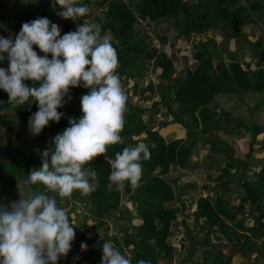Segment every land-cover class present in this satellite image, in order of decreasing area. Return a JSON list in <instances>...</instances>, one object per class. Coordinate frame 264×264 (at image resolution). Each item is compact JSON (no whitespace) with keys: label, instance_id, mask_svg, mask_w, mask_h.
<instances>
[{"label":"trees","instance_id":"1","mask_svg":"<svg viewBox=\"0 0 264 264\" xmlns=\"http://www.w3.org/2000/svg\"><path fill=\"white\" fill-rule=\"evenodd\" d=\"M99 6L103 7L101 12L103 17L99 16L100 18L96 19L99 20L102 32H109L111 36L110 41L117 51L119 61L116 72L121 78L128 97L124 112V127L120 132L121 142L108 145L106 153L98 154L85 165L96 173V178L92 181L97 184L96 189L86 196L74 190L71 198L76 199L79 194L81 200L91 201L93 208L90 209L92 214L89 218L95 221L93 228H105L108 233L113 232L114 235L108 236L106 233L107 236L101 238L98 235L87 236L84 226H81L75 233L74 245L77 247L82 242L86 245V249L71 264H94L96 260L101 261L102 244L108 239L117 243V247L122 252L125 249H131V264H137L140 259L150 260L151 264H164L163 260L166 261L165 264L171 262L175 252L170 241L173 235L172 226L180 211L172 207V203L182 193L176 189L178 178L172 180L173 182L169 181L167 174L173 167L184 169L189 166L192 150L198 141L208 142V139L211 141L209 136L213 132L232 131L240 127L253 131L250 150L246 153V157L228 155L229 162L221 168V174L215 178L216 183L213 186H203L204 190L209 189L210 194L198 196L196 210L191 213L195 218L196 226L201 225L210 235L213 233L222 235L229 241L234 252L226 255L222 249L214 245L200 241L191 242L187 246V255L183 263L231 264L236 253L241 256L253 253L250 259L253 258L256 261L261 257L264 258V165L255 171L256 179L249 181L244 177V171H240V165L237 163L241 160L240 158L246 161L253 157L252 151L256 144L264 147V138L261 142L257 141V136L261 132L264 133V108L262 107L264 63L257 69L253 68L256 60L264 59V34L262 37L253 39L248 33L240 30L248 24L256 27L264 26V0H139L134 7L126 0H102ZM6 7L7 11L19 16L13 24L20 29L21 20L39 10L40 4L32 6L23 3L17 6V4L10 5L9 2H3L0 4V13ZM53 9L59 11L58 6ZM170 18L175 20L174 27L178 36L187 42L192 41L196 47L193 54L195 61L191 63V66L179 69L173 61L175 52L171 51L172 53L168 54L156 43L159 39L163 46L167 45L168 35L152 37L155 42L152 45L144 43L143 39L138 37L136 23L139 20L151 26L159 25ZM86 19V16L78 17L77 21L71 18L63 19L60 22L61 35L75 31L78 23H86ZM215 31H222L225 35L223 40H232L238 50L249 48L253 53L252 58L247 62L237 57H232L229 62L223 59L215 62V58L221 55L217 50L216 40L211 38V34ZM188 35L202 39L190 40V38L187 39ZM211 43L213 47H210ZM170 46L174 49L175 45L170 43ZM48 55L51 58V54ZM153 59V66L162 83L157 90L152 81L145 80V71ZM7 66L6 61L0 63V67ZM177 70L181 73L179 77H175ZM26 83L32 84L31 81ZM130 83L132 87L126 85ZM87 92L88 89L80 86L70 87L71 100H67L66 97L67 102L64 107L58 109L65 115L59 122L50 121L39 135L33 136L29 132L21 131L19 126L28 127L30 115L38 110L37 103L32 102L13 108L8 105L7 92L0 89V100L5 102L0 107L9 109L5 116L0 117V192L9 190L20 181L25 188L30 189L32 194L48 193V189L42 184H25L30 170L39 167L41 163L39 156L30 153V150L37 145L48 148L52 146V138L69 126V117L79 118L82 115L80 97ZM147 92H150L149 109L140 104L147 97ZM247 92L258 93L263 97L261 103L250 107L251 128L242 119L237 120L235 125L228 124L231 119L230 114L223 112L221 117L217 109L211 107L219 94H232L242 99ZM134 95L138 97L136 103L131 101V96ZM162 106L166 109L164 113L172 115L173 120H161L159 128L150 126L143 118L145 112H149L148 120L152 123L153 117L161 114ZM255 109L261 110L258 123L255 121L257 116ZM185 114H188L191 119L183 118ZM170 125L173 127L169 130ZM178 127L188 129L193 141L188 142L178 138L168 142L160 132L162 128L168 129L169 132L176 131ZM140 142L148 145L151 152L150 159L142 161V174L145 175L143 179L141 178L142 183L135 189H132L127 182L122 190H118L116 185L110 189L109 185L112 182L108 177L111 168L106 157L114 159L115 154L122 151L124 147ZM212 149L216 147L212 146ZM258 160L260 163L264 162V158H258ZM247 162L248 160L244 162L246 168ZM233 169L235 172H232ZM236 180L241 182L244 193L240 196V203L234 204L225 193L231 190L230 182ZM123 196L137 200L138 205L134 208V213L136 212L135 214L141 218L139 225L134 224L133 221L136 218L132 217L129 208H121ZM56 199L60 203V196ZM247 206H249V212L245 216ZM249 216L254 220L253 225H246L245 221ZM111 218L117 219L120 223L115 227L122 233L121 238L116 236V231L109 232ZM86 221L88 222V216ZM183 223L187 232H191L186 218H183ZM197 252L204 255L203 260L192 259Z\"/></svg>","mask_w":264,"mask_h":264},{"label":"clouds","instance_id":"2","mask_svg":"<svg viewBox=\"0 0 264 264\" xmlns=\"http://www.w3.org/2000/svg\"><path fill=\"white\" fill-rule=\"evenodd\" d=\"M51 5L59 7L57 15L74 21L90 13L89 7L77 0H51ZM34 45L43 55H38ZM5 59L8 66L0 67V89L7 92L8 105L18 108L37 103L38 110L28 119V131L33 136L65 115L58 109L64 107L66 97L71 100L70 87L88 89L80 97L82 115L69 117V126L52 138V146H41L47 148L43 152L37 150L41 163L25 180L27 185L42 184L57 195L37 192L25 198L20 192L19 200L0 202V264H58L71 250L80 228L74 231L71 225L76 224L57 205L56 197L70 196L74 190L84 196L93 192L97 184L90 179L94 181L96 173L85 165L122 139L128 97L116 72L117 51L108 36L102 35L98 23H78L75 31L61 35L59 25L47 17H37L22 23L18 33L0 35V63ZM4 103L0 100V105ZM8 112L7 107H0V117ZM150 157L149 146L143 142L124 147L114 159L106 157L111 168L109 181L118 190L124 189L125 182L132 189L139 187L142 161ZM125 200L134 201L123 196L121 205ZM135 218L139 225L140 216ZM116 236L121 238L122 234L116 232ZM117 246L112 239L102 244L100 264H131V249L124 250L129 251L128 258ZM81 248L86 249V245L82 243ZM137 264L151 261L140 259Z\"/></svg>","mask_w":264,"mask_h":264},{"label":"rangeland","instance_id":"3","mask_svg":"<svg viewBox=\"0 0 264 264\" xmlns=\"http://www.w3.org/2000/svg\"><path fill=\"white\" fill-rule=\"evenodd\" d=\"M102 0H77L78 4H84L87 5L90 9V13L86 16V23H98L99 20L96 18L101 16V12L103 7L99 6V2ZM129 2V4L134 7L135 3L139 0H126ZM188 1V0H186ZM3 2H9L10 5L17 4V6H21V4H27V5H38L40 4V9L37 10L33 15L27 16L25 19L21 20L22 23L28 22L30 20H33L37 17H47L52 22L58 24L60 27V22L65 18H60L57 15V11L53 9L51 5V0H36L35 3L31 2V0H0V4ZM19 13V11L17 12ZM100 13V14H99ZM16 17L12 14V12L7 11V7L0 13V35L8 37L10 34L18 33L17 31L21 29H17L15 25L13 24V21L16 19ZM100 18V17H99ZM76 24V23H75ZM175 20L174 18H170L167 20L162 21L159 25H149L144 21L139 20V22L136 23V27L139 31V36L144 41V43L152 45L153 40L152 37L158 38L159 35H168L169 36V42L167 45H164L159 41V39L156 40V43L159 44V47L161 49H164L168 54L172 53L173 51V61L176 63L177 67L185 68L187 66H191V63L194 62L193 54L196 51L195 45H193L192 41H186L185 39H181L178 36V32L174 27ZM243 32H246L250 35V38L256 39L258 37H262V34H264V26H258L256 27L253 24L245 25L240 29ZM109 32H102V35H107L109 39H111ZM219 35V36H218ZM220 37V38H219ZM223 37L225 38V35L222 31H215L211 34V38H214L216 40L217 50L221 53L220 57L215 58V62L219 59H223L226 62H229V60L232 57H237L242 59L243 61H249L252 58V52L249 48L245 50H238L233 43L232 40H223ZM190 38H196L195 41H197L196 36L190 35L187 36V39ZM202 39L201 37L198 38V41ZM223 40V41H222ZM264 40V39H263ZM222 41V42H221ZM155 43V42H154ZM170 43H174V49L171 48ZM213 43L210 44V47H213ZM264 46V43H263ZM34 49L37 51L38 55H43V53L38 49L37 46H33ZM172 51V52H171ZM6 63H8L7 59H5ZM154 59L149 63L147 70L145 71L146 74V81H152L154 83L155 89L157 90L159 87H161V78L158 76V73L153 66ZM264 63V59H258L253 64V68L257 69L259 65H262ZM246 64V63H245ZM181 73H179V70L176 71L175 77H179ZM128 87H132V83L126 84ZM147 97L145 98L144 102L140 103L142 106L148 107V109L151 106V103L149 101L150 99V92L146 93ZM264 97V96H263ZM258 93H250L247 92L243 95L242 99H239L238 96L232 95V94H219L216 96L215 102L211 105L212 108H216L221 117H223L222 113L226 112L230 114L231 119L230 123L235 125V122L237 120L242 119L244 120L245 124L251 128L252 123L250 121L251 118V112L250 107L254 106L257 103H261V100L263 99ZM137 96H131V101L133 103H136ZM262 107L264 108V104L262 103ZM161 114L157 117H153L152 123L148 120L149 112H145V115L143 116L144 120L149 123L150 126L154 125L156 128H159L160 121H171L173 120L172 115H166L164 112L166 111L165 107L162 106ZM256 111V117L255 121L258 123L259 115L261 113L260 109H255ZM199 115V113H198ZM187 120H190L191 117L188 114H185L184 117ZM21 124V123H20ZM19 123L17 124V126ZM22 125V124H21ZM176 125V124H175ZM24 128H23V127ZM19 126L21 128V131H24V133L29 132L28 127L22 125ZM173 126H168V129L170 130ZM168 129L162 128L160 129V132L165 136V138L170 141L178 138H183L186 141H193L190 135V132L185 127H178L176 131L169 132ZM211 141L208 139V142L205 141H198V143L195 145V147L192 150L191 158L189 166L184 169H179L177 167L171 168V171L167 174V179L169 181H174L175 178H178V181L176 183L177 190L182 193V195L175 200L172 203V207L178 208L180 210L178 212V216L176 221H174L172 230L173 235L170 238L171 244L174 247V255L171 262H168L167 264H187L183 263V260L186 258L187 255V246L192 242H198L201 243H207L210 245H214L219 249H222L223 253L228 255L230 253L233 254V247L227 241L222 235H218L219 233H213L212 235L208 234L206 232L205 228L199 227L195 225V218L191 214L193 211L196 210V200L198 196H206L207 194H210L209 189L204 190L203 186L210 185L213 186L216 181L215 178L221 174V168L225 166L227 162H229L228 155L237 157H244L246 153L250 150V143L253 140V131L245 129V128H236L232 131H225L220 130L211 133L209 136ZM264 138V133H260L257 136V141L261 142ZM212 146H215L216 149H212ZM41 146L37 145L34 146L30 153L36 154L41 159V156L39 155V152H43L47 148H40ZM222 149V150H219ZM39 150V152L37 151ZM252 156L248 160L247 168L244 167L245 159L240 158L239 162H237L240 165V171H244V177L248 179L249 181H253L256 179L255 171H258L262 165H264V162L260 163L258 158H264V147H261L260 144H256L252 151ZM246 157V156H245ZM238 158H236L237 160ZM232 172H235L233 169ZM238 174H240L237 171ZM145 177L144 173L142 174V179ZM141 179V180H142ZM140 180L139 184L142 183ZM172 181V182H173ZM90 182L92 180L90 179ZM175 185V183H173ZM231 190L227 193H225L226 196H229L234 204L240 203L241 201V194L244 193L243 188L241 187V182L239 180L230 182ZM115 185L113 183H110L109 188L113 189ZM223 191V190H222ZM20 192L27 198L31 193L30 189L25 188L22 185V182L18 181V183L15 186H12L9 190H6L1 193L0 195V202H3L7 204L10 201L13 200H19L21 198ZM224 192V191H223ZM30 193V194H29ZM49 195H57L55 193L49 192ZM123 193V192H122ZM215 195V194H214ZM72 195L67 197H60V203L57 205L59 207H63L69 214L70 218L73 220V222L76 225H71L74 228V231L79 229L81 226H84V230L87 232V236H92L94 234L99 235V238L102 236H105V233H108L105 228H93L94 226V219H90L89 216H91L90 209L93 208V205L91 201H80L78 198H81L78 194V198L75 199L71 198ZM129 198V197H128ZM126 199V198H125ZM7 200V201H6ZM130 200V199H129ZM125 200L123 204L121 205V208H129L132 212V217H137L138 214L134 213V206H137L135 199L133 202ZM87 203V205H86ZM80 208V209H79ZM133 208V209H132ZM249 206H247V209ZM181 210H183L181 212ZM247 212H249V209L246 211L245 216L247 215ZM76 213V214H74ZM86 216H88V222L86 221ZM241 217V216H240ZM114 218V217H113ZM113 218L110 219V230L109 232L116 231L117 227L115 225L120 224L118 223V220H114ZM183 218L187 219V222L189 223V226L191 228V232H187V228L185 227L183 223ZM86 221V223H84ZM135 224L139 223V220L133 221ZM246 225H253L254 220L252 217L246 218ZM123 223V221H122ZM202 223V221H201ZM91 224V225H89ZM122 234V233H121ZM189 234V236H188ZM89 238V237H88ZM195 238V239H193ZM76 241V238L72 241L71 244V250L67 254L66 257H61L58 261V264H71L76 259V257L85 251V249L81 248L82 242L77 246L75 249L73 247L74 242ZM73 247V248H72ZM122 252V251H121ZM122 254H125L129 258V251H124ZM253 253H250V255L247 256H241L240 254H235L232 258L231 264H264V258L257 259H250V256ZM203 254L201 252H197L192 256V259L196 260H203ZM96 260V259H95ZM195 261V260H194ZM96 263L94 264H100V261L96 260ZM164 264L166 263L165 260L162 261Z\"/></svg>","mask_w":264,"mask_h":264},{"label":"crops","instance_id":"4","mask_svg":"<svg viewBox=\"0 0 264 264\" xmlns=\"http://www.w3.org/2000/svg\"><path fill=\"white\" fill-rule=\"evenodd\" d=\"M95 235V234H94ZM97 235V234H96ZM74 245V244H73ZM74 248L76 249L77 247H75V245H74Z\"/></svg>","mask_w":264,"mask_h":264}]
</instances>
